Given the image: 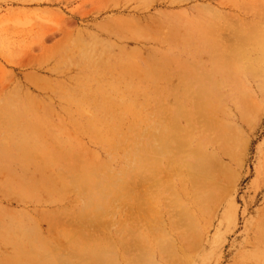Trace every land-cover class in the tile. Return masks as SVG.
Segmentation results:
<instances>
[{
  "label": "rangeland",
  "instance_id": "1",
  "mask_svg": "<svg viewBox=\"0 0 264 264\" xmlns=\"http://www.w3.org/2000/svg\"><path fill=\"white\" fill-rule=\"evenodd\" d=\"M0 264H264V0H0Z\"/></svg>",
  "mask_w": 264,
  "mask_h": 264
},
{
  "label": "bare ground",
  "instance_id": "2",
  "mask_svg": "<svg viewBox=\"0 0 264 264\" xmlns=\"http://www.w3.org/2000/svg\"><path fill=\"white\" fill-rule=\"evenodd\" d=\"M180 91H181V90H180ZM170 138H171V137H170ZM170 138H169V139H170ZM95 183H96V182H95Z\"/></svg>",
  "mask_w": 264,
  "mask_h": 264
}]
</instances>
